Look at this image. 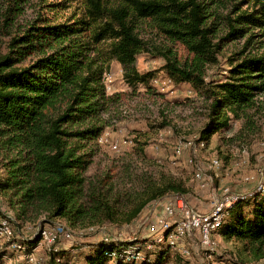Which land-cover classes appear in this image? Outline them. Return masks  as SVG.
<instances>
[{"label": "trees", "instance_id": "obj_1", "mask_svg": "<svg viewBox=\"0 0 264 264\" xmlns=\"http://www.w3.org/2000/svg\"><path fill=\"white\" fill-rule=\"evenodd\" d=\"M259 2L255 0L250 12H241L238 4L225 16L221 0L48 4L47 15L37 16L0 56V193L15 211L16 223L44 215L73 227L104 221L130 225L151 203L169 194H187L173 179L145 177L131 192L127 214L119 217L107 194L87 189L85 172L91 160L82 151L102 131L96 123L108 101L106 63L117 61L132 87L147 86L157 72L141 74L134 63L137 54L157 51L165 61L160 72L176 85L191 83L205 99L206 124L200 141L208 145L214 134L228 132L233 120L243 118L264 98V53L240 52L230 59L224 80L214 84L203 80L205 66L217 62L224 44L245 40L247 48L258 40L264 46V2ZM71 3L80 6L70 17L61 16ZM142 24L170 46H182L188 58L181 61L171 48L149 46L139 34ZM219 26L224 32L218 37ZM244 205L249 210H243ZM218 232L227 240L242 242L255 258H264V189L228 207ZM40 240L38 236L26 242L27 251ZM151 245L147 249L144 243L103 240L82 255L84 264H168L172 252L183 258L168 243ZM177 255L172 264H184ZM65 256L53 253L50 264H69Z\"/></svg>", "mask_w": 264, "mask_h": 264}, {"label": "rangeland", "instance_id": "obj_2", "mask_svg": "<svg viewBox=\"0 0 264 264\" xmlns=\"http://www.w3.org/2000/svg\"><path fill=\"white\" fill-rule=\"evenodd\" d=\"M221 1L224 8L221 14L225 16L244 0ZM56 2L58 0H0V56L7 53L11 40L37 16L47 15L48 4ZM254 2L251 0L239 5L241 12H250ZM262 2L264 0L259 3ZM78 6L80 4L71 3V8L60 15L68 18ZM223 30L219 26L218 37ZM139 34L149 46L171 48L181 61L188 58L182 46H170L147 24L140 26ZM243 51L246 54H263L264 46L261 48L258 40L247 48L245 40L224 44L217 55V62L205 66L203 80L213 84L224 80L231 67L230 59ZM106 64L104 85L108 101L96 123L102 131L95 140L87 143L82 152L91 160L85 172L87 189L107 194L119 217L127 214L131 192L141 186L145 177L157 180L165 177L181 183L187 194H169L162 199L181 196L200 213H207L216 203L224 201L226 190L231 196L250 200L264 189V98H260L259 106L249 110L243 118L233 120L228 132L214 134L207 145L200 141V133L206 124L205 99L189 82L180 85L169 83L171 79L160 72L165 61L157 51L137 54L134 63L141 74L157 72L147 86L132 87L124 80L122 67L117 61ZM164 123L167 126L162 128ZM100 136L104 139L102 144L98 141ZM128 139H132V144H124ZM114 144L118 145V151L112 148ZM178 147L183 149L180 153ZM1 157L0 153V160ZM215 159L221 164L216 170L210 168ZM155 204L148 205L130 225L104 221L102 225L85 222L73 227L63 220H48L43 215L29 223L13 224L15 234L19 236L13 241H31L41 237L43 229L54 231V234L58 226L72 235L70 238L58 236L50 246L39 243L29 251L34 252L38 264H50L55 252H64L69 264H84L83 252L103 240L144 243L150 249L162 232L159 226L151 229L157 218L162 216L161 206ZM249 207L244 205L242 208L249 210ZM7 218L15 219V211L0 193V221ZM177 219L171 218L169 223L174 226ZM173 242L176 246L173 250L187 253L181 254L182 258L171 251L168 264L174 262V255L180 257L184 264H264V258L252 256L242 242L227 240L219 232L213 234L212 250L202 243L199 231L191 235L186 233ZM7 252L8 258L12 259L17 254L13 249ZM261 254H264V249ZM8 260L4 259L3 264H10Z\"/></svg>", "mask_w": 264, "mask_h": 264}, {"label": "built area", "instance_id": "obj_3", "mask_svg": "<svg viewBox=\"0 0 264 264\" xmlns=\"http://www.w3.org/2000/svg\"><path fill=\"white\" fill-rule=\"evenodd\" d=\"M168 82L172 83L171 80H168ZM98 141L100 144L104 143L103 137L100 136ZM124 144H132V139L124 141ZM200 144V146H204V143ZM188 146L189 144L183 146V148ZM112 148L116 151L119 150L118 145L115 144L112 145ZM182 150L183 149L181 147L177 148L178 153H180ZM220 166V161L217 159L212 160L210 164V168L214 170L220 168ZM181 196H168L165 199L161 198L155 201V205L161 206L162 209V216L157 218L156 224H154L151 228L154 230L156 226L161 227L162 232L157 238L156 242L168 243L173 247V249H176L173 239H179L186 233L191 235L194 232L199 231L202 237V243L211 250L214 249L213 234L218 232V230L221 228L227 216V208L239 201L240 198L231 196L226 190L224 201L216 203L209 212L200 213L191 208ZM174 217L178 219L176 224L172 226L169 223V219ZM15 223L16 221L13 218H7L0 221V260L4 262V259H9L8 261L10 264H16L20 262H25V264H38V260L35 257L34 252L29 253L27 251L25 246L26 242L19 243L18 241H13L14 239H19V236L15 234L13 229V224ZM55 229L57 232L55 231L54 234H52L54 231L51 232L48 229H43L39 243L50 246V244L58 236L66 238H70L72 236L62 227L58 226ZM11 249L17 253L13 259L8 258L6 255L8 254L7 250ZM185 253L187 252H181L182 255H185ZM110 255L111 257H115L116 254L112 253Z\"/></svg>", "mask_w": 264, "mask_h": 264}]
</instances>
